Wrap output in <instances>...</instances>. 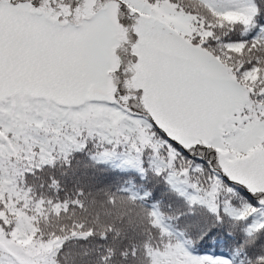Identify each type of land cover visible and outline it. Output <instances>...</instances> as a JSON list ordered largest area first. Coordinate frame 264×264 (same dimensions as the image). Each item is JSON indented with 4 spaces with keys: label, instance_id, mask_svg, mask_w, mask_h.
Listing matches in <instances>:
<instances>
[{
    "label": "snow or ice",
    "instance_id": "6c2138e0",
    "mask_svg": "<svg viewBox=\"0 0 264 264\" xmlns=\"http://www.w3.org/2000/svg\"><path fill=\"white\" fill-rule=\"evenodd\" d=\"M78 154L122 158L175 199L166 215L134 194L147 235L119 256L115 224L41 228L43 264H264V0H0V264H21L18 213L39 228L53 205L83 209V190L45 200L26 180L58 195ZM218 230L230 258L194 251Z\"/></svg>",
    "mask_w": 264,
    "mask_h": 264
},
{
    "label": "trees",
    "instance_id": "16d2710c",
    "mask_svg": "<svg viewBox=\"0 0 264 264\" xmlns=\"http://www.w3.org/2000/svg\"><path fill=\"white\" fill-rule=\"evenodd\" d=\"M48 171L50 170H46L44 175H47ZM64 171L67 172V176L61 175V172ZM55 174L63 186V190L58 195L47 188L40 190L37 187L38 181L27 177V183L33 187V195L37 198L42 195L45 200L51 201L66 199L71 201L78 191L83 190L85 196L80 198L84 205L83 209L73 207L64 214H60L53 205L48 209V212L52 214L42 216L39 228L32 226V218L18 213L17 219L21 220L22 226L13 237L14 244L25 245L31 241L45 243L39 238L33 239L41 228L47 234L59 231L61 228L70 233L73 223H83L86 227L102 232L107 226L115 224L126 232V236L122 235L121 241L114 244L109 242L110 246L117 249V256H119L120 247L133 242L142 244L147 235L146 213L148 210L143 203L136 199V195H143L146 191H151L153 196L148 199V203L158 204L166 215L169 202L175 199L170 187L162 178L154 177L150 172L146 179L142 178L144 174L139 169L127 167L122 158L93 164L87 155L78 154L73 161L72 168L63 169L58 166ZM123 188H127L129 191H122ZM110 200H114V203H109ZM120 218H123V224L119 222ZM129 220L135 222L137 227L134 229L128 227ZM206 226V221L202 218L194 219L190 225L193 233ZM60 234L63 236L65 233L61 232ZM217 235L219 240L217 236H213L207 244L198 245L194 251L201 255L230 258L233 255L235 241L226 239L222 230H218ZM68 249L77 252L80 245L76 241H72L65 250ZM143 255L141 252V258ZM77 264L80 262L78 261ZM129 264H135V262H129ZM144 264H148V262L145 260Z\"/></svg>",
    "mask_w": 264,
    "mask_h": 264
},
{
    "label": "rangeland",
    "instance_id": "374dc122",
    "mask_svg": "<svg viewBox=\"0 0 264 264\" xmlns=\"http://www.w3.org/2000/svg\"><path fill=\"white\" fill-rule=\"evenodd\" d=\"M13 247V254L21 264H43V258L52 250L49 242L31 241L25 245L14 244Z\"/></svg>",
    "mask_w": 264,
    "mask_h": 264
}]
</instances>
